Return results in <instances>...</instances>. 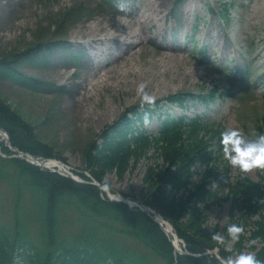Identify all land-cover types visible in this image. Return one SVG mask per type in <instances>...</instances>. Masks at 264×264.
<instances>
[{
	"label": "rangeland",
	"instance_id": "374dc122",
	"mask_svg": "<svg viewBox=\"0 0 264 264\" xmlns=\"http://www.w3.org/2000/svg\"><path fill=\"white\" fill-rule=\"evenodd\" d=\"M155 4L160 5L158 12ZM114 34L120 40L112 39ZM31 49L42 52L17 61L19 70L65 90H34L0 76V97L33 126L39 141L54 148L56 160L86 176L90 170L84 164V148L140 105L137 88L142 81L156 101L172 94H216L208 106L191 99L186 107L166 108L204 115L219 125V136L226 127H240L249 136L264 133V0H0V59ZM159 122L155 118L146 126L153 131ZM218 138L211 147L212 161H198L192 168L187 189L201 194L191 205L196 226L187 228L217 243L219 251L234 254L238 250L226 229L229 217L239 216L240 210L230 211L231 187L239 175L264 184V169L233 168ZM159 146L138 163L133 158L123 175L109 171L106 180L113 194L141 200L149 196L146 172L164 165L155 152ZM173 191L178 196L185 188ZM188 193L182 195L184 200ZM14 206L13 185L2 179L0 223H12ZM76 219L74 210L66 211V235L78 231ZM217 231L225 236L223 245L212 239ZM122 239L145 250L134 238ZM242 241L241 251H255L250 240ZM152 257L153 264H166Z\"/></svg>",
	"mask_w": 264,
	"mask_h": 264
},
{
	"label": "trees",
	"instance_id": "16d2710c",
	"mask_svg": "<svg viewBox=\"0 0 264 264\" xmlns=\"http://www.w3.org/2000/svg\"><path fill=\"white\" fill-rule=\"evenodd\" d=\"M41 52L31 49L0 59V76L34 90H41L42 86L65 90L19 70L17 61L34 59ZM209 96L214 94L199 98L209 102ZM189 98L184 94H172L166 101L183 106ZM160 102L157 100L152 106H134L109 124L84 148V164L102 183L109 171L123 175L133 158L138 163L159 144V150L155 152L164 165L148 168L144 181L150 189L149 196L142 200L171 220L191 254L177 253L159 223L138 207L131 208L125 202L110 200L106 194L103 197L97 185L78 182L12 156L14 152L1 142L0 150L6 156L0 153V180L12 183L15 206L12 223H0V264H153L152 254L164 259L166 264H220L215 254H204L217 243L199 235L197 229L189 231L187 228L196 226V221L193 222L196 208L191 211V205L201 194L200 190L187 189L192 182V168L198 161L201 164L212 161L214 150L211 147L220 133L199 115L190 117L163 111L164 104ZM146 115L148 122L154 117L161 120L156 132L146 128ZM0 127L8 132L14 147L37 157L57 156L54 148L39 141L33 126L1 97ZM80 174L84 179H90ZM205 179L211 180L210 172L206 173ZM202 184H195V187ZM181 188H185V192L177 196L173 190ZM232 188L230 211L233 214L238 208L240 215H231L228 223H241L245 228L240 239L234 242V249H243L242 239L255 240L260 246L249 247L264 260V184L239 175ZM186 192L190 193L184 200L182 195ZM67 210L77 214L78 231L71 235L63 232V217ZM254 216L256 220H253ZM184 218L186 222H183ZM124 236L138 240L145 250L127 245L122 239ZM219 253L225 257L232 254L225 248Z\"/></svg>",
	"mask_w": 264,
	"mask_h": 264
},
{
	"label": "clouds",
	"instance_id": "9594fccd",
	"mask_svg": "<svg viewBox=\"0 0 264 264\" xmlns=\"http://www.w3.org/2000/svg\"><path fill=\"white\" fill-rule=\"evenodd\" d=\"M137 94L141 107L155 104L156 96L147 90L146 82L139 83ZM145 123H148L147 115L145 116ZM220 143L225 159L233 168H238L242 172L264 169V133L249 136L240 127H226L221 133ZM98 183L102 191L111 193V185L107 180ZM226 231L231 241H238L245 228L241 223H231L227 226ZM212 239L220 245L225 242L224 234L219 231L212 234ZM255 242L252 240L249 245ZM211 251H219V249L214 248ZM218 259L220 264H264V260L259 259L255 251H237L227 257L218 256Z\"/></svg>",
	"mask_w": 264,
	"mask_h": 264
},
{
	"label": "water",
	"instance_id": "95a60500",
	"mask_svg": "<svg viewBox=\"0 0 264 264\" xmlns=\"http://www.w3.org/2000/svg\"><path fill=\"white\" fill-rule=\"evenodd\" d=\"M5 135H6V138H7L8 146H9L12 150L16 151L21 157H24V158L27 159L28 161H30V162H32V163H34V164H36V165H39V166H41L42 168H45V167L42 165V163H41V161L39 160L38 157H35V156H33L32 154H30V153H28V152L21 151V150L18 149V148L12 147L8 133L5 132ZM94 184H96V185L99 186V183H94ZM118 200H119V199H118ZM120 200L125 201V202H127V203H129V204H132V205L134 204V205H138V206H140V208H141L142 210L147 211L148 214H149L154 220H156V221L161 225V227H162V228L168 233V231L165 229V227L163 226V224L158 220V218L156 217V215L152 214V213L149 211V210H151V209H150V208H147V207L145 206V204H144L142 201H140V200H138V199H135V198H123V199H120ZM151 211H153V210H151ZM168 234H169V233H168ZM173 242H174V241H173ZM176 248L179 249L178 246H176ZM180 252H182V250H180Z\"/></svg>",
	"mask_w": 264,
	"mask_h": 264
},
{
	"label": "bare ground",
	"instance_id": "6f19581e",
	"mask_svg": "<svg viewBox=\"0 0 264 264\" xmlns=\"http://www.w3.org/2000/svg\"><path fill=\"white\" fill-rule=\"evenodd\" d=\"M155 12H158L159 11V7H160V5H156L155 4ZM137 34H134V36H136ZM111 38L112 39H114V40H117V39H119L120 40V36L118 35V34H114V35H112L111 36ZM5 138V134L3 133V131L0 129V139H4ZM49 166H52V167H59V168H61L62 170H64L63 169V166H62V163H60L59 161H49V162H46ZM152 214H154V215H156V217L158 218V220L163 224V226L165 227V229L170 233V235L172 236V238L174 239V241H175V244L176 245H178V246H180V241H179V239H178V241H177V237L175 236V234H174V230H173V228H172V225H171V223L165 218V217H163L162 215H160L158 212H155V213H153L152 212Z\"/></svg>",
	"mask_w": 264,
	"mask_h": 264
}]
</instances>
